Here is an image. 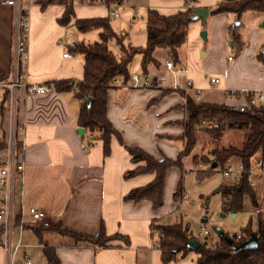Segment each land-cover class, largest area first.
<instances>
[{"label": "crops", "instance_id": "1", "mask_svg": "<svg viewBox=\"0 0 264 264\" xmlns=\"http://www.w3.org/2000/svg\"><path fill=\"white\" fill-rule=\"evenodd\" d=\"M185 1L150 0L149 7L171 14L183 9ZM217 2L196 0V6L205 7L209 12ZM21 5L29 22L28 57L25 65L19 67L25 83L49 85L57 79H81L83 58L72 52L70 46L90 41L78 34L81 31L76 27L79 32L67 31L74 18L68 25L60 24L57 18L64 6L57 3L42 7L36 0H22ZM97 5L84 11L74 8V14L90 17L110 13L106 5ZM18 6V0H0V81H11L15 71L14 27ZM235 20L239 22L233 23ZM205 21L207 46L201 44L203 40L199 36L202 19L188 26L187 42L176 64L185 66L187 71L180 73L178 79L181 83L190 80L192 88L187 92L191 96H195L196 88L200 89L199 100L247 106L248 91L255 94L264 91V62L257 59L258 52L264 50V11H247L239 18L232 12L208 13ZM231 24L238 26L234 35L230 32ZM121 32L125 33L124 29ZM153 56L157 64L149 66L148 76L140 86L131 87L127 82L108 90L107 116L122 137L120 141L118 136H111L108 154L104 153L102 139L87 142L85 128L79 131L77 114L81 100L73 90L51 89L26 96V88L21 85L13 99L10 90L0 84V138L6 142L0 150V165L9 160L8 144L13 133L20 146L23 144V151L16 154L17 160L24 162V173L22 180L16 179L13 183L15 205L19 206L22 199L26 205L45 210L51 222L59 221L90 234L97 233L103 225L107 234L121 233L129 239L128 243L114 239L103 247L73 245L68 236L52 228L27 225L22 231L26 246L18 249L14 264H27L25 255L31 264H50L43 254L44 242L54 246L61 264H187L195 258V253L190 252L181 260L163 263L154 244L156 231L151 228L153 219L163 223L159 221L162 213L175 203L173 192L179 185L183 168L172 166L167 170L160 207L154 209L149 200L135 202L124 198L131 188L144 185L154 177V173L124 176L126 170L143 163L132 161L126 146H139L156 158L175 156L183 146V141L175 137L183 132L180 122L189 116L187 99L178 90L164 92L166 88H173L175 80L166 67V61L170 60L166 49L156 48ZM132 65L133 62L130 68ZM211 76H218L219 83L212 85ZM156 78L160 80L154 83ZM226 90L238 91L239 96H228ZM214 95H219L221 100L212 99ZM234 131L241 138V130L226 128L221 142L225 138L224 144H238ZM258 155L264 157V149L254 156ZM222 188V185L217 187L221 192ZM253 188L258 206L254 207L249 196L244 195L243 208L231 212L233 217L241 211L249 214L256 209L264 216V171L256 174ZM213 234L209 238L204 235L193 238L200 243L214 241ZM0 264H9L1 244Z\"/></svg>", "mask_w": 264, "mask_h": 264}, {"label": "trees", "instance_id": "2", "mask_svg": "<svg viewBox=\"0 0 264 264\" xmlns=\"http://www.w3.org/2000/svg\"><path fill=\"white\" fill-rule=\"evenodd\" d=\"M44 7L49 3H57L64 6L63 13L57 18L62 25H68L72 18V24L81 32L91 29H98V38L84 42L79 41L70 46V50L81 54L83 58V76L79 80L57 79L53 80L49 86L57 91L73 90L77 98H85L81 101L77 114V123L86 130V141L99 138L103 141L104 153L110 151V140L112 135L119 137L120 132L114 127L107 116V94L114 85V79L122 78L123 83L130 80V63L133 58L140 55V71L146 79L149 73V66L157 64L153 56L156 48H164L170 60L176 65L179 61L180 50L187 42V30L191 22L197 20L195 15L196 0H186L184 8L171 14H163L154 8H148L145 25V43L136 45L131 42L124 44L121 34L112 27L110 14L102 16L77 17L74 14V0H36ZM90 3L106 5L109 10L114 3L122 0H83ZM21 13L24 14L25 7L21 5ZM247 11H264V0H218L210 14L219 12H232L239 18ZM237 25H230L231 35ZM110 40H114L119 46V53H115L108 45ZM264 48V45H262ZM257 59L264 62V50H260ZM178 90L186 97L189 116L180 123L183 132L175 137L183 141L182 148L175 156L163 155L161 158L154 157L139 146H126L134 162L143 161L131 169L124 172L125 177L154 173V177L148 183L131 188L125 195V199H132L135 202L149 200L154 209L163 204L165 176L167 170L176 166L183 168V160L188 156L197 143V130L201 128V121L209 119L213 125L209 128L206 142L212 144L210 154H203L199 160L206 165V169L201 170L207 174L215 168L220 170L226 165L229 158L242 160L245 168H248L251 159L261 149H264V103L260 101L250 102L249 93H246L247 106H235L225 102H209L195 99L184 89L166 88L164 92ZM91 97L90 105H87V98ZM241 130V141L238 144L221 142L224 130ZM4 138H0V150L5 148ZM17 146L20 144L17 141ZM197 159L194 156L193 160ZM216 162L212 167L211 163ZM222 210L225 213L236 212L243 208V197L248 195L254 207L258 206L253 186L249 184L244 173L236 184L230 188H222ZM173 198H181L180 183L173 192ZM19 220V213L15 215V223ZM48 228L68 236L73 245L88 244L96 247L108 245L111 240L123 239L128 243V236L121 233L107 234L102 225L95 234L79 231L62 225L59 221L51 222ZM151 228L155 230L156 238L154 244L160 251V259L163 263L178 261L183 259L190 252L195 253V258L187 264H264V216L256 209L249 215L247 223L242 226V236L236 238L235 234H230L222 228H215L216 239L214 241L203 240L199 246L191 247L188 242L194 235L188 223L177 220L172 223L151 222ZM221 232H223L221 234ZM257 236V245L253 248H243L234 250L236 244L249 238ZM1 236V230H0ZM229 238L233 242H229ZM43 254L50 264H61L53 245L44 242Z\"/></svg>", "mask_w": 264, "mask_h": 264}, {"label": "built area", "instance_id": "3", "mask_svg": "<svg viewBox=\"0 0 264 264\" xmlns=\"http://www.w3.org/2000/svg\"><path fill=\"white\" fill-rule=\"evenodd\" d=\"M22 0H18L19 6L17 9L15 27H14V64L15 71L11 81H0L4 87L8 88L11 93V98L16 97V90L18 87L23 85L26 88V96H30L33 93H43L48 92L52 88L47 84H27L23 80L22 76L19 74V67L25 65L27 60V31H28V18L27 12L25 9L24 14L21 13L20 2ZM124 1V0H122ZM121 3V2H120ZM120 3H114L111 5L116 7ZM109 14L114 16H118V10L116 8L110 9ZM68 53L65 51L63 55H67ZM229 59L231 56L228 57ZM166 67L172 71L175 76V80L173 83V88L184 89L185 91L190 90L192 88V84L190 80H186L184 83H181L178 79L180 73L186 72L187 68L185 66H176L172 62V60L166 61ZM160 78H156L154 83H157ZM143 81V76L136 72H132L130 74L129 86L138 87ZM220 79L218 76H211L210 82L212 85L219 83ZM122 78L119 76L114 79V85L120 86L122 85ZM249 101H264V91H261L255 94L253 91H248ZM201 91L200 89H195V99L200 98ZM226 94L228 96H239V92L235 90H226ZM79 100L84 101L85 98H79ZM212 126L211 123L208 124L210 128ZM9 160L0 165V230L2 233L0 244L8 255V263L14 264L15 255L18 249L22 246H26V244L22 241V231L27 225L33 226H49L51 220L47 214V212L41 208H38L33 205H26L23 200H20L19 206L15 205L13 198V188L14 181L16 179L22 180L24 173V162L22 160H17L16 154L20 151H23V144L17 147V139L16 134L10 137L9 140ZM190 168H185L184 171H189ZM264 171V157L261 155L254 156L251 159L250 165L248 168H245L244 163L240 159L229 158L226 165L221 169L222 174L226 179V185L232 188L239 178L245 173L246 179L251 186L256 184V174L258 172ZM5 190L1 192V190ZM181 198H187L185 192L181 193ZM19 213V220L15 223V215ZM202 232L205 238H209L213 233V229L208 226L204 221L201 224ZM15 228H17V232H15ZM242 230L238 229L235 233V237L238 239L242 236ZM16 234V240L15 238ZM25 260L27 264H31V261L27 255H25Z\"/></svg>", "mask_w": 264, "mask_h": 264}, {"label": "rangeland", "instance_id": "4", "mask_svg": "<svg viewBox=\"0 0 264 264\" xmlns=\"http://www.w3.org/2000/svg\"><path fill=\"white\" fill-rule=\"evenodd\" d=\"M149 1L150 0H124L116 7H111V9L116 8L118 10V16L110 14L111 25L117 33L121 34L122 42L124 44L131 42L136 45H144L146 14L150 5ZM97 4L98 3L95 4L83 0H74L73 8H81L80 10L84 11L91 6H96ZM101 7L102 6H100V8ZM198 19L201 20V18ZM204 22L206 21H203L201 30L205 29L207 31ZM236 22L239 21H233V23ZM123 29L125 33L121 32ZM67 31L71 34L74 31L79 32L73 25H69ZM97 32L98 29L94 28L83 33L79 32L78 34H81L86 41H92L98 38ZM203 43H206V40L201 42L202 45ZM207 44L208 42L205 46H207ZM108 45L115 53H119V46L114 40H110ZM139 56L140 55L137 54L133 58V65L132 68H130V71L132 70V72L135 71L136 73L141 74ZM212 99H216L217 101L221 100L219 95H214ZM209 123L213 125V122L209 119L205 118L204 122L203 120L201 121L202 126L199 130H197V143L191 153L183 160L184 167L182 174L179 176V183L182 190L181 193L185 192L187 198L173 199V202L175 203H173V206L169 209L164 210L162 217L159 220L163 223H172L181 219L183 223L189 224L192 234L197 237L203 236L201 231L203 218L205 219L204 222L207 223L213 230H215V228H222L230 234H235L238 229L247 223L250 215V213L248 214L245 211H241L238 216L233 217L231 212L225 213L222 210V192L218 190L217 187L220 185L223 187L227 186V181L220 171V168H215L207 174L201 172V170H204L207 167L201 160H199V158L203 154L212 157L210 154V147L212 144L206 142L208 132L205 126L207 125L208 127ZM205 132L207 133V136ZM233 136L236 140L238 139L237 143H240V133L238 131H234ZM226 141L227 140L224 138L223 142L225 143ZM194 156H196L197 159L193 160ZM185 168H190L191 170L184 171ZM213 236L216 237L217 235L214 233ZM154 238H156V235H154Z\"/></svg>", "mask_w": 264, "mask_h": 264}, {"label": "water", "instance_id": "5", "mask_svg": "<svg viewBox=\"0 0 264 264\" xmlns=\"http://www.w3.org/2000/svg\"><path fill=\"white\" fill-rule=\"evenodd\" d=\"M208 10L207 8L205 7H196L195 9V15L197 18H201L203 21H205L206 17L208 16ZM238 23V22H236ZM262 26H264V21H262ZM200 36L203 40H206L207 39V36H206V30L203 29L200 31ZM91 100L92 98L91 97H88L87 98V105H90L91 103ZM79 131L80 132H83L84 131V128L83 127H80L79 128ZM216 162H212L211 163V166L212 167H215L216 166ZM223 232H221L222 234ZM230 243L233 242V239L232 238H229L228 239ZM189 246L191 247H197L199 246L200 242L199 240H197L196 238H193L191 237L189 239V242H188ZM257 245V236L256 235H252L250 236L249 238L245 239V240H242L241 242H239L238 244L235 245L234 247V250H239V249H243V248H253Z\"/></svg>", "mask_w": 264, "mask_h": 264}]
</instances>
